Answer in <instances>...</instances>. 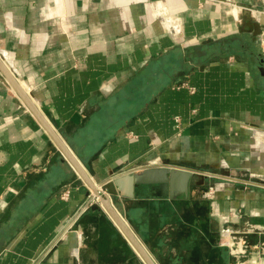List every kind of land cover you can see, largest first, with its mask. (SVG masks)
<instances>
[{
	"label": "crops",
	"instance_id": "obj_1",
	"mask_svg": "<svg viewBox=\"0 0 264 264\" xmlns=\"http://www.w3.org/2000/svg\"><path fill=\"white\" fill-rule=\"evenodd\" d=\"M255 22L264 0H0V57L97 187L194 173L114 199L156 264H264ZM90 192L0 71V264H145Z\"/></svg>",
	"mask_w": 264,
	"mask_h": 264
},
{
	"label": "water",
	"instance_id": "obj_2",
	"mask_svg": "<svg viewBox=\"0 0 264 264\" xmlns=\"http://www.w3.org/2000/svg\"><path fill=\"white\" fill-rule=\"evenodd\" d=\"M254 28L258 29L259 32L261 31V26L258 22H255ZM259 32L256 33L255 36L259 35ZM4 53L5 52L0 50V56L3 57ZM6 63L11 66L9 60H6ZM0 71L13 86L29 111L51 136L57 147L63 153L65 160H67L72 165L79 176L90 186V193L101 196L102 206L94 204L92 205V209H103L105 212H107L126 240L132 245L136 253L142 258L144 263L156 264L133 228L117 210L116 206L114 205V199L117 197L134 199L138 190L143 186H158V194L160 196H166L168 193L173 196V193H175L178 188L181 189L185 194H188L194 173L178 168H147L117 176L112 180L102 184L100 187H97L91 181L72 150L68 147L62 137L54 130L38 107L34 104L30 96L17 81L16 77L10 71L1 57ZM259 72L264 79V62L259 66Z\"/></svg>",
	"mask_w": 264,
	"mask_h": 264
},
{
	"label": "built area",
	"instance_id": "obj_3",
	"mask_svg": "<svg viewBox=\"0 0 264 264\" xmlns=\"http://www.w3.org/2000/svg\"><path fill=\"white\" fill-rule=\"evenodd\" d=\"M259 40H260V45H261V53H262V56L264 59V27L262 28V31L260 33ZM3 57L5 60H8V56H7L6 52L4 53ZM190 90L192 92H194V88H190ZM175 121H176L177 127H180V122H181L180 118L176 117ZM212 193H214V188H210L208 195H211ZM67 196H68V194L66 192L63 197L66 198ZM100 201H101L100 197L89 196L88 201L84 204V209L87 210V209L91 208L92 205H94L96 203H100Z\"/></svg>",
	"mask_w": 264,
	"mask_h": 264
},
{
	"label": "rangeland",
	"instance_id": "obj_4",
	"mask_svg": "<svg viewBox=\"0 0 264 264\" xmlns=\"http://www.w3.org/2000/svg\"><path fill=\"white\" fill-rule=\"evenodd\" d=\"M89 196H95V197H100L101 198V196H98V195H95V194H93V193H90L89 195H88V197ZM88 201V200H87ZM86 201V202H87ZM97 205H100V206H102V202L100 201V203H96ZM116 206V205H115ZM117 207V206H116ZM85 210V209H84ZM117 210L120 212V214L123 216V218H125V220L130 224V226L133 228V230L135 231V233H137V235L139 236V238L143 241V239L141 238L142 236H140V234H138V230L135 228V226H134V223L129 219V218H127L120 210H119V208L117 207ZM167 239H165V241H166ZM145 243V242H144ZM145 245L148 247V245L149 244H146L145 243ZM149 248V247H148ZM160 262H162V261H160Z\"/></svg>",
	"mask_w": 264,
	"mask_h": 264
}]
</instances>
